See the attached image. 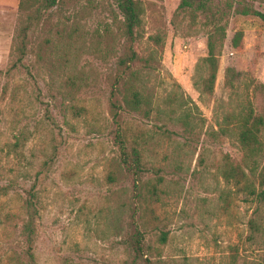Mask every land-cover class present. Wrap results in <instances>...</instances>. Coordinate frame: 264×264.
<instances>
[{
    "label": "rangeland",
    "instance_id": "rangeland-1",
    "mask_svg": "<svg viewBox=\"0 0 264 264\" xmlns=\"http://www.w3.org/2000/svg\"><path fill=\"white\" fill-rule=\"evenodd\" d=\"M139 2L133 50L143 61L129 65L128 80L141 112L121 103L112 122L107 97L124 52L113 0H62L40 12L15 68L24 13L18 0H0V264H25L22 201L33 184L35 264H264V204L249 193L255 180L241 165L236 120H225L248 108L264 115V91L247 81L264 86V22L232 5L206 94L200 21L176 15L179 0ZM253 9L264 14V0ZM227 67L244 73L233 89L223 85ZM117 130L139 150L140 179L154 197H137L120 170ZM134 227L138 254L129 246Z\"/></svg>",
    "mask_w": 264,
    "mask_h": 264
},
{
    "label": "trees",
    "instance_id": "trees-1",
    "mask_svg": "<svg viewBox=\"0 0 264 264\" xmlns=\"http://www.w3.org/2000/svg\"><path fill=\"white\" fill-rule=\"evenodd\" d=\"M179 0L175 14L185 16L188 25L194 26L199 23L205 28L206 32V55L202 58V63L206 69V75L201 81L200 91L210 94L217 70V56L220 54L221 46L225 38V26L227 15L232 10V5L240 6L236 11L239 15H253L264 22V14L253 9V3L256 0ZM62 0H18L17 9L24 13L23 18L18 22L15 30L14 45L12 47V60L10 67L15 68L27 53L28 31L33 26V22L39 21L40 12L47 10ZM115 8L121 18L120 31L124 41V52L115 62V74L110 83V90L107 97L108 115L112 122H117L121 103L129 111H140V99L138 92L133 89L128 77L134 74L129 70V65L142 64V59L135 54L133 43L141 38V26L143 8L139 0H113ZM242 37L241 31L233 33L230 44L237 47ZM156 42V40H154ZM244 73L235 70L233 67H227L223 71V85L228 89H233L235 83L243 77ZM252 87L253 92L264 91V86L254 82L252 78L247 80ZM122 88V90H121ZM129 97L126 98V93ZM119 97V98H118ZM141 112V111H140ZM225 120L231 121L235 125V139L241 152V165L247 170L255 180V186L249 189L253 200L258 204H264V115L254 113L251 108L234 114L230 113ZM114 141L118 147L117 162L121 171L130 180L136 196L143 195L144 190L150 197L155 196V187L153 185L145 189L143 181L140 179L142 164L140 161V152L135 146L127 147L121 130L114 134ZM158 178L157 181H159ZM106 180L113 182L112 173L107 174ZM34 184L30 186L22 201V211L24 219L20 225V236L26 246L23 251L25 264H35L33 243L35 239V193ZM6 188L0 187V194H5ZM249 228H254L253 220L248 221ZM164 238H162L163 240ZM141 235L136 227L129 236V246L131 250L140 253ZM140 255V254H139ZM234 264V263H231Z\"/></svg>",
    "mask_w": 264,
    "mask_h": 264
}]
</instances>
